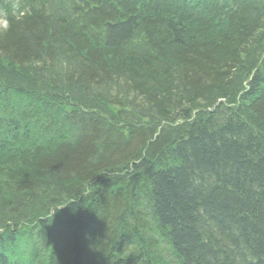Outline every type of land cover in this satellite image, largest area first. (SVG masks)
Returning <instances> with one entry per match:
<instances>
[{
    "label": "trees",
    "instance_id": "1",
    "mask_svg": "<svg viewBox=\"0 0 264 264\" xmlns=\"http://www.w3.org/2000/svg\"><path fill=\"white\" fill-rule=\"evenodd\" d=\"M0 15V178L17 197L46 189L21 216L11 203L0 263L264 264V0H10ZM50 52L77 78H45ZM93 81L134 84L146 102L114 99L112 120L151 124L108 130ZM183 101L208 125L160 127Z\"/></svg>",
    "mask_w": 264,
    "mask_h": 264
},
{
    "label": "bare ground",
    "instance_id": "2",
    "mask_svg": "<svg viewBox=\"0 0 264 264\" xmlns=\"http://www.w3.org/2000/svg\"><path fill=\"white\" fill-rule=\"evenodd\" d=\"M13 1V0H12ZM0 2H6L9 3L10 0H0ZM257 30H259L256 34L257 38L258 36L261 34V36L257 39L258 42L262 43V44H258L261 47L262 50V55L260 57V59L257 58V62H258V66L261 67L262 65V61H263V56H264V28H258ZM259 33V35H258ZM68 57L67 56H63L60 52H50L49 54H46V56L43 58V61H40L41 63H45L48 64L49 62H51V64H63L66 61H68ZM49 74V73H48ZM58 74H56L55 76H57ZM52 75L49 74L47 78H49L48 80H52L53 78H50ZM60 81V80H59ZM53 83L54 79H53ZM125 85V89H129L127 90L124 94H120L117 95L115 93H111V91H107V89H100V85L101 81H93L89 83V89H90V95L95 96L96 100H100L98 101H93L94 103H91L89 105H87L89 112L92 114H95L96 117L101 118L103 120L106 121L107 124V129L114 132L116 134V129H120L119 132L122 133V135L125 137L126 134V130L128 129V127L134 125L136 123H141V126H146L151 124V118L149 117L148 114H146L145 110H143L140 115H137V119L139 117H143L142 122L136 120V115H131V116H123L117 120H112L113 116L115 114H118V112H115L113 110H111L114 107L113 104V100L117 99L118 103L120 101H125V95L126 94H131L133 93L135 98L130 99L132 100L131 102H138V103H142L143 101L146 102V97H143L138 90H136V87L134 84H132L131 82L128 83H124ZM56 87H58L55 84ZM243 89H247V86H245ZM61 91V90H60ZM59 91V92H60ZM63 95L65 96V98L68 96V102L70 103V105L76 110V111H83V112H87V109L85 106H81L84 105L82 103L79 102V99L74 97V96H70L68 95L67 92L63 93ZM239 98H241V96H239ZM223 101V100H222ZM220 103H218L217 105H219ZM177 107H174V109H172V115L175 116V120L173 122L169 121H165L163 122V124L160 126L163 129L169 128V127H173L176 126L178 124H190L192 125L193 123L197 122V120H200L201 123L204 125H206L207 123L210 122L209 120V116L207 115L209 113L208 110H204L203 108H195L197 106V103H193V104H189L183 102H180L179 104L176 105ZM211 112V111H210ZM114 114V115H113ZM208 125V124H207ZM219 125H221V123H219ZM161 130V128L158 129V132ZM114 134V135H115ZM87 190V189H86ZM85 193V192H84ZM225 216V215H224ZM28 242V239H26ZM27 242H25V244L21 243L20 245V250L23 251V248L25 247L24 245H28L26 244ZM125 242L127 244L128 247L127 250H130V248L132 247V244H137V241H131L130 239L126 238ZM19 250V251H20ZM18 251V250H17ZM23 253V252H22ZM80 255L83 254V250L81 249ZM9 257V256H8ZM13 262H16V264H19L21 260H24L25 263L29 261V255H23V254H19L18 258H10ZM80 262L79 264H84L82 261L84 260L83 258H80ZM7 260L4 262H1L0 264H6ZM52 264V263H51Z\"/></svg>",
    "mask_w": 264,
    "mask_h": 264
},
{
    "label": "rangeland",
    "instance_id": "3",
    "mask_svg": "<svg viewBox=\"0 0 264 264\" xmlns=\"http://www.w3.org/2000/svg\"><path fill=\"white\" fill-rule=\"evenodd\" d=\"M5 26V22L1 19L0 16V29L3 28ZM257 32V31H256ZM256 35V33H255ZM254 35V36H255ZM258 38H256L257 41ZM257 43V42H256ZM35 64V63H34ZM39 65V63H38ZM81 64L78 63V61L73 60L72 58L68 59V61H66L63 64H51V62H49L48 64L45 65V69L44 71L42 70L44 77L47 78L49 74H51L52 76L50 78L54 79V82L56 81V83H59L61 80H63L66 84V78L67 75L71 74V72L74 70V78H77V71L80 69ZM49 73V74H48ZM56 74H58L57 76H55ZM49 79V78H48ZM53 79L51 81H53ZM60 80V81H59ZM100 89H107V91H111V93H115V94H119L120 88L116 85L113 84H109V85H105L102 84L99 86ZM135 98L134 96H125V99H133ZM115 109H119L115 106ZM2 181L4 182V184L2 183ZM5 180H3L2 178H0V223L3 220H7L9 219L11 216V213H13V211L15 210V207L13 204H11L12 202H14L15 200H17L18 202V206L20 207L21 210L19 212H17L15 215L16 216H21V212H26V208L25 206H29L30 203V199L36 200V202L38 203V201H40L41 197H45V194H41V191L44 190H40L38 192H36V196L32 197L30 196V198L27 196H14L12 195L13 193V185L9 186L10 184H8V186H6L5 184ZM9 192L11 194H9ZM62 194V193H61ZM25 208V209H24ZM23 210V211H22ZM16 218V217H14Z\"/></svg>",
    "mask_w": 264,
    "mask_h": 264
}]
</instances>
